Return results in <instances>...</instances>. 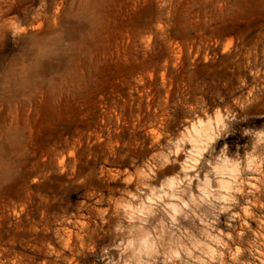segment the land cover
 Masks as SVG:
<instances>
[{"label": "rangeland", "instance_id": "obj_1", "mask_svg": "<svg viewBox=\"0 0 264 264\" xmlns=\"http://www.w3.org/2000/svg\"><path fill=\"white\" fill-rule=\"evenodd\" d=\"M0 264H264V0H0Z\"/></svg>", "mask_w": 264, "mask_h": 264}]
</instances>
